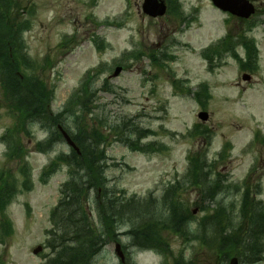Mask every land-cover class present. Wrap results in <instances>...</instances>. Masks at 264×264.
<instances>
[{
    "label": "rangeland",
    "instance_id": "rangeland-1",
    "mask_svg": "<svg viewBox=\"0 0 264 264\" xmlns=\"http://www.w3.org/2000/svg\"><path fill=\"white\" fill-rule=\"evenodd\" d=\"M143 1L3 0L7 6L0 18L9 33L5 37L14 41L19 29L16 24L28 26L17 42L24 43L19 53L24 66L21 64L16 74L20 81L21 73L40 75L38 81L43 80L47 90L54 93L49 99L54 115L69 108L71 94L89 70L94 72L88 82L90 113L83 112L75 124L68 121L71 112H66L68 117L61 123L72 134L86 117L87 129L96 127L106 135L100 149L108 157V193L139 201L153 194L160 200L170 182L184 181L183 192L193 211L184 222L191 227L190 237L193 232H205L209 238L213 235L210 223L205 230L198 228L207 213L221 207L226 216L238 220L245 192L244 188L238 192V185L249 178L260 183L259 198L264 201V0H252L257 10L249 23L220 10L211 0H178L179 12L177 8L173 14L152 18L143 13ZM231 31L238 37L245 34L254 39L259 49L256 69L243 67L226 52L220 60L215 59V70H209L201 52ZM237 51L243 57L246 49L239 46ZM150 54L157 55L159 61L152 62ZM118 65L124 70L112 78ZM38 68H45L43 75L36 72ZM244 73L252 78L246 81ZM3 79L0 76V137L9 133L5 142L0 141V171L9 176H1L0 181L14 180L25 169L32 176V184L18 189L7 208L14 232L5 243L0 242V259L4 257L0 264H41L43 255L49 253L45 240L47 230L52 229L51 210L61 198L60 187L70 176V166L58 164L46 179L41 175L58 155H70L71 148L50 129L45 118L37 121L25 115L19 120L22 111L13 110L5 99ZM175 80L182 83L180 91L174 87ZM201 83L210 85L212 95L203 106L193 96ZM202 109L209 112L207 121L198 117ZM75 112L80 114L79 108ZM197 125L205 126L210 137L199 133L192 136L193 131L201 129ZM46 139V143H39ZM54 140V146L48 149ZM15 143L20 148L16 157ZM226 143H230L228 149ZM190 154L204 157L209 164L201 172L205 177L199 186L185 178ZM207 181L222 186L213 190L214 198L205 189L210 186ZM94 196L89 198L87 211L91 224L101 230L98 198ZM99 198L104 199L102 191ZM124 214L114 233L131 260L129 264H162L163 258L167 264H174L178 256L196 264L228 263L223 253L166 229L159 234V243L168 244L166 252L159 255L147 247L137 248L131 231L142 221L127 219L130 214ZM112 240L93 264L121 263ZM38 245L45 248L34 254ZM245 245L242 240L244 249ZM236 251L243 249L238 246Z\"/></svg>",
    "mask_w": 264,
    "mask_h": 264
},
{
    "label": "trees",
    "instance_id": "trees-1",
    "mask_svg": "<svg viewBox=\"0 0 264 264\" xmlns=\"http://www.w3.org/2000/svg\"><path fill=\"white\" fill-rule=\"evenodd\" d=\"M2 2L3 0H0V16L5 14V7L7 6ZM177 2L178 0H169L171 12L176 11L178 8ZM242 21L249 23L247 20ZM2 23L3 18H0V30L3 31V36H0V69L4 76L2 87L5 90L4 97L10 102L11 108L22 111L19 114L21 116L19 120H23L25 115V118L29 117L38 121L45 118L50 129L56 130L59 135L56 125L68 117L66 112H71L68 121L75 124L78 123V118L83 112L89 111L90 113V100L88 97L90 91L87 84H84L79 91L73 94L68 101V109L54 115L51 112L49 102L52 92L47 90L42 82L43 80L38 81L40 75L26 73L24 82L22 83L23 80H19L16 72L17 69L21 68V64L24 66L19 55L24 43L21 40L20 44L17 43L20 37H15V41L9 39V36L8 38L5 37L9 33L3 28ZM248 30H251V26L248 27ZM2 38L4 40L3 44L1 42ZM231 39L233 38L229 35L221 41L224 51L230 52L233 57L240 60L243 67L250 70L256 69L259 52L254 39H249L245 34L241 36V44L247 52L246 62L240 59ZM215 50H217V46L211 47L210 52ZM205 53L209 57L210 53L207 51ZM150 56L153 62L158 61L156 55L151 54ZM209 59L212 61L210 57ZM23 61L26 63L27 60L23 59ZM27 62L29 63V61ZM44 69L38 68L36 72L42 71L39 74L43 75ZM32 80H35L36 84ZM176 87L180 88L179 85H176ZM201 88V90L195 92V98L203 104L204 99L208 100L210 98V92L207 85H202ZM188 93H190L189 90ZM76 108H79L80 114L75 112ZM87 124L85 117L83 125H79L78 130L71 134L81 150V155H78L75 151H72L70 155L60 154L57 160L53 161L44 171L45 176H47V173L53 171L58 164L67 163L70 166L69 180L62 185V198L52 213V221L56 228L52 230L51 237L47 241L52 254L46 264H93V259L103 248L104 240L107 239L105 237L115 239V226L122 219L120 217L125 215L124 213L130 214L127 219L135 218L142 221L140 226L139 224L135 226L138 227L137 229L131 231L133 244L138 248L147 247L158 252H166L165 246L168 244L165 241L164 246L159 243V234L164 232L162 229H166L186 239L200 241L201 245L204 244L216 252L223 253L225 258L235 253L242 257L244 263L247 264H256L264 258V206L260 201L251 199L249 188L245 189L236 222L231 217L226 216L224 209L217 207L212 212L207 213V216L205 215L198 225L199 230H205L210 223L213 230L212 237L207 238L205 232L204 235L193 232L194 236L190 237L192 234L191 227L184 222L192 216L193 211L183 192L185 182L177 180L169 183L160 200L152 194L142 201L135 197L126 199L125 197H117L115 194L110 195L105 185L107 182L105 177L107 156L105 151L100 149L106 135L103 136L96 127L87 129L85 127ZM197 133L205 134L204 131H197ZM55 141L49 143L50 146L47 148H52ZM13 147L16 151V157L20 148L17 143ZM189 161V169L185 178L187 177V180L191 181L193 186H199L200 181H203L205 177V175L201 176V172L209 164L204 157H197L195 154L189 155ZM22 174L25 182H28L30 173L23 169ZM3 183L5 187L0 188V211L2 212L8 206L17 180H3ZM207 184L210 185L209 189L201 187L207 189L211 198H214L213 193L215 192L213 190L221 189L222 186L211 185L209 181H207ZM99 188H102L104 199L106 198L105 201L104 199L101 202L97 201L98 209H100L99 220L102 222L101 230L95 229L91 224L90 215L87 211L89 198L94 196V192L98 194ZM128 221L132 222L133 220ZM1 229L5 234H11L13 231L6 216L3 217ZM242 240L246 242V249L242 247ZM238 246L243 249V252L236 251ZM164 264H167V259ZM174 264L196 263L195 261L186 262L184 257H179L174 259Z\"/></svg>",
    "mask_w": 264,
    "mask_h": 264
},
{
    "label": "water",
    "instance_id": "water-1",
    "mask_svg": "<svg viewBox=\"0 0 264 264\" xmlns=\"http://www.w3.org/2000/svg\"><path fill=\"white\" fill-rule=\"evenodd\" d=\"M213 2L222 10L230 11L231 13L242 18H249L255 12V7L250 0H213ZM143 11L151 17L163 16L167 12V3L165 0H144ZM122 69V67H117L114 72V76H118ZM243 79L249 80L250 75L244 74ZM199 116L203 120H206L208 118V113L202 112ZM61 130L66 141L77 151H79L71 136L64 129L61 128ZM38 251L39 250L36 249L35 253H37ZM117 252L122 258H124V254L121 250L120 244H117ZM229 264H239L238 258H232Z\"/></svg>",
    "mask_w": 264,
    "mask_h": 264
}]
</instances>
